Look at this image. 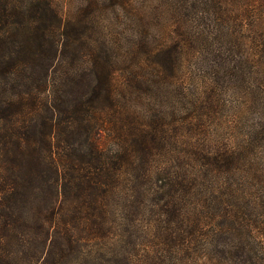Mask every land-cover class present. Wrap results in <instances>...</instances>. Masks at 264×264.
<instances>
[{
    "label": "trees",
    "instance_id": "obj_1",
    "mask_svg": "<svg viewBox=\"0 0 264 264\" xmlns=\"http://www.w3.org/2000/svg\"><path fill=\"white\" fill-rule=\"evenodd\" d=\"M232 1L211 3V36L154 48L129 0L66 19L51 0H0V264H264V0ZM103 10L135 33L119 82ZM186 55L241 90L239 113L256 104L244 142L192 140L212 87L187 93Z\"/></svg>",
    "mask_w": 264,
    "mask_h": 264
},
{
    "label": "rangeland",
    "instance_id": "obj_2",
    "mask_svg": "<svg viewBox=\"0 0 264 264\" xmlns=\"http://www.w3.org/2000/svg\"><path fill=\"white\" fill-rule=\"evenodd\" d=\"M51 1L53 7L63 19H66L68 11L75 12L86 4V0ZM129 1L132 3L130 4L131 7L128 8L136 10L138 14L140 13L141 24L143 26V31H140V37L145 38L154 48L158 46H168L171 41L192 35L193 32L196 35H212L211 25L207 20L209 19L207 11L212 9L211 3H213L214 0H167L166 3H164V0ZM217 1L224 2V0ZM232 2L233 5L238 6V3H245V0H233ZM238 7L243 8L241 6ZM225 8L228 9L229 7L225 5L224 9ZM256 10L255 8L254 13L250 14L248 7V12L251 16L256 13ZM235 13H238V10H236ZM119 14L118 17L115 16L116 20H114V14L107 10H103L98 15V21H96L97 28L105 35V37L102 36V39L105 40L106 37L110 38V41L112 39L114 41L112 43L116 45L114 49L117 64L115 66V75L118 82L123 79V69L128 65L134 66V61L132 57L125 52V48L135 37V33L131 28L123 26L124 21H122L123 19ZM240 19L243 24L245 23L243 25V30H246L248 28L246 19L248 18L242 16ZM228 22L229 27L233 29L234 33V28L236 29V27L233 23L236 22V19H231ZM244 35L246 36V33ZM181 67L182 69L179 73V77H183L186 85L190 87L187 88V93L190 92V94L203 96L204 91L207 90L208 81H210V88L212 87L210 92L206 93L208 94L206 96V101L209 102L210 108L213 107L209 110L210 112L207 116L203 118L206 122V129L196 133L194 137H192V140L194 142H200V140L203 139L205 145H213L205 141L207 137L212 136L216 143H218L217 145L224 146L222 144H228L233 147L237 146L240 142H244V140L247 139L250 126H256L258 124V118L260 116L256 113V104H249L245 111L239 113L243 104L240 89H235L233 85L229 87L230 84L210 79L202 73V66L189 59L187 55L185 60L183 58ZM170 87L171 86H169V88ZM146 93L145 88L139 89L140 100L138 101L142 103L140 111L144 113H148L150 110V107H146L150 106L146 104L150 103L145 100L147 99L145 98ZM150 99H152V97H150ZM122 101L125 102V99L122 98ZM160 106L163 110L167 109L166 105ZM182 108L181 106L177 107L180 114L177 117H184L182 115L184 113ZM262 141V139H259L256 140V143H262ZM261 157L264 158V149ZM144 218L146 219V216H144ZM143 222V224L137 222L140 240L143 238V232L149 229V226H147L148 224L145 223L146 221L143 220ZM216 224L217 222L215 220L210 219L207 222V230L211 231ZM202 244V238H200L197 245L200 246Z\"/></svg>",
    "mask_w": 264,
    "mask_h": 264
}]
</instances>
